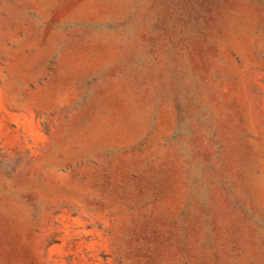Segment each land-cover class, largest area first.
Instances as JSON below:
<instances>
[{
    "label": "rangeland",
    "instance_id": "rangeland-1",
    "mask_svg": "<svg viewBox=\"0 0 264 264\" xmlns=\"http://www.w3.org/2000/svg\"><path fill=\"white\" fill-rule=\"evenodd\" d=\"M0 264H264V0H0Z\"/></svg>",
    "mask_w": 264,
    "mask_h": 264
}]
</instances>
